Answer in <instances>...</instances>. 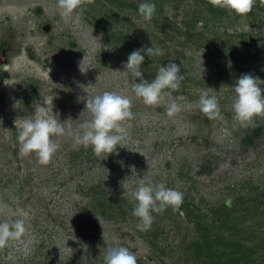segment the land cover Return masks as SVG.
<instances>
[{
  "label": "rangeland",
  "instance_id": "374dc122",
  "mask_svg": "<svg viewBox=\"0 0 264 264\" xmlns=\"http://www.w3.org/2000/svg\"><path fill=\"white\" fill-rule=\"evenodd\" d=\"M126 2L154 3L156 11L144 20L135 5L91 0L82 5L76 24L60 16L57 0H0V222L22 218L27 229L20 240L0 248L2 264H32L33 256L40 259L37 264L47 258L51 264H104V248L117 242L145 264H188L180 243L196 231L181 205L152 213V225L157 223L164 233L167 256L140 236L138 218L109 219L93 208L105 192L106 198L131 203L132 213L136 201L131 192L141 179L164 183L208 214L223 203L230 209L238 206L240 213L248 211L247 225L253 226L249 233L255 239L264 231V198L258 195L264 188V135L254 146L242 145L244 131L255 125L258 115L240 122L233 111L235 81L244 74L264 80V40H256L261 34L264 39V6L256 0L255 14L228 12L221 21L198 0ZM190 20L197 23L186 34L185 22ZM110 34L122 45L127 38L139 41L133 44L137 50L160 48L163 55L151 57L153 61L181 67L179 90L186 101L180 102L179 113L167 115L168 97L155 106L135 97L131 85L141 81L124 73L126 61ZM225 40L241 47L245 59L216 55L217 46L228 47ZM104 45L109 47L105 50ZM29 83L40 87L31 106L23 96ZM105 91L128 96L134 115L124 122L127 136L116 152L97 157L90 146H74V135L92 119L87 96ZM205 91L217 96L220 118L210 120L201 112L198 101ZM28 92L34 94L33 89ZM43 99L50 111L53 100V113L61 122L71 119L66 134L53 137L60 147L47 165L34 153L19 155L14 124L18 116L31 115L34 103L43 104ZM255 221L262 224L258 231Z\"/></svg>",
  "mask_w": 264,
  "mask_h": 264
},
{
  "label": "clouds",
  "instance_id": "9594fccd",
  "mask_svg": "<svg viewBox=\"0 0 264 264\" xmlns=\"http://www.w3.org/2000/svg\"><path fill=\"white\" fill-rule=\"evenodd\" d=\"M85 2L90 3L91 0H57L60 16L65 20L79 24L83 15L82 5ZM208 2L214 7L234 12L239 16L251 13L256 5V0H208ZM259 3L264 6V0H259ZM155 11L154 3L142 2L138 5V12L144 20H151ZM104 47L106 50L109 46L104 45ZM145 54L151 58L163 55V51L151 46L134 50L128 56L127 62L123 65L126 69L124 73H131L132 77L141 81L133 83L131 91L147 106L159 105L165 100V97H168L169 103L166 112L169 117H173L182 110L180 102L186 101V97L183 95L172 97V92L180 89L184 79V75H181V67L170 62L167 66L159 68L153 80H145L141 71ZM98 79L99 77H97ZM9 81L5 80L4 84L10 85ZM233 89L235 93L234 119L240 122H249L254 116L264 115V80L252 74H244L235 81ZM45 104L47 107L43 106ZM85 104L92 119L85 121L80 126L82 131H78L74 135V146L85 148L90 146L97 157L116 152L127 136L124 122L132 119L134 115L131 111L132 100L128 96L105 91L100 95L87 96ZM198 104L201 112L210 120L220 118L221 110L216 95L209 96L205 91L200 95ZM34 105V112L31 115L18 116L14 121L19 155L25 157L34 153L41 165H47L60 147L53 137L64 136L66 134L65 125L71 119L61 122L56 118L57 115L53 113V100L51 111L47 99H43V104L36 102ZM133 169L135 168L133 167ZM121 183L124 184L125 181ZM127 194L126 191L124 196ZM131 196L136 201L131 215L138 218L137 228L140 231H147L151 228L154 219L153 212L160 213L167 207L175 209L183 203L181 192L166 187L164 183L151 181L145 183L144 179L139 181L138 186L131 192ZM26 231L25 221L22 218L12 222H0V248L6 247L10 240H20ZM103 257L104 264H137L136 255L118 242L104 248Z\"/></svg>",
  "mask_w": 264,
  "mask_h": 264
},
{
  "label": "trees",
  "instance_id": "16d2710c",
  "mask_svg": "<svg viewBox=\"0 0 264 264\" xmlns=\"http://www.w3.org/2000/svg\"><path fill=\"white\" fill-rule=\"evenodd\" d=\"M101 1V0H99ZM110 4L118 5L119 7L134 6L138 5L134 2H126V0H106ZM206 3L208 11L211 15H214L215 18L220 19L221 21L229 17V11L212 6L208 0H198ZM251 15L255 12L249 13ZM197 20H190L185 22L186 34L190 33L191 28H194ZM121 34V32H120ZM263 35V34H261ZM261 35L256 40L260 43L264 40ZM113 34H110L112 39ZM115 38V37H114ZM139 41L127 38L126 43L122 45L121 40L117 37L116 40L112 39V44L115 46L118 54L122 59L127 62L128 56L134 51L138 46ZM224 43H227L226 48L223 46H217L215 48L216 55H221L230 59L243 60L245 59L244 52H242L241 47L238 45L235 46L231 41L225 40ZM261 43H264L261 42ZM135 44V47L133 46ZM126 48V49H125ZM157 61H153L151 58L147 57L144 60L143 65L141 66V71L143 76L153 80L157 74L159 68ZM33 89L34 94L29 93L28 90ZM40 87L34 83H29L24 85V103L27 106H31V103L35 97L39 95ZM181 90L172 92V95L179 96L181 95ZM264 135V115H258V119L255 125L251 128H248L243 133V138H241V143L244 146L250 147L256 145L260 141L261 137ZM259 187V186H256ZM258 189V188H256ZM263 191L258 195L264 198V188ZM95 188H91V192L96 193ZM90 192V193H91ZM108 193H102L99 199V202L93 204L95 198L92 200V206L94 209H100L99 212L107 216L109 219H118L119 221H125L131 216L130 206L131 203H128L127 200L121 199L117 200L114 198H106ZM252 204L257 205L254 201H249ZM90 203V204H91ZM258 206V205H257ZM185 216L190 222L195 224L196 234L186 242L185 240L181 241L182 247V258L186 260L188 264H264V238L263 233H261L262 238L255 239L257 235L254 233H249L251 224L247 225L249 220L248 211L246 213H240L241 209L236 206L233 209H230L226 203L212 209V213H205L199 207L195 206L194 202H189L183 199L181 204ZM180 212V211H177ZM264 212V211H263ZM156 214V212H153ZM256 217V213L252 214L251 219ZM133 218V217H131ZM247 225V226H246ZM254 226L257 227L255 231L262 227L260 221L254 223ZM253 227V226H252ZM253 231V232H255ZM162 229L157 223L151 226L147 231H140V236L145 239V241L151 246L152 249L158 250L161 255L167 256L168 245L166 241H163ZM258 234V233H257ZM162 237V240H160ZM255 239V241L253 240ZM32 264H37L40 261L36 256H33ZM48 260V258H47ZM41 260L43 264H51L50 261ZM30 263V262H29ZM0 264L1 261H0ZM137 264H145L142 259H137Z\"/></svg>",
  "mask_w": 264,
  "mask_h": 264
},
{
  "label": "water",
  "instance_id": "95a60500",
  "mask_svg": "<svg viewBox=\"0 0 264 264\" xmlns=\"http://www.w3.org/2000/svg\"><path fill=\"white\" fill-rule=\"evenodd\" d=\"M44 29L48 31L49 30V25H45Z\"/></svg>",
  "mask_w": 264,
  "mask_h": 264
}]
</instances>
